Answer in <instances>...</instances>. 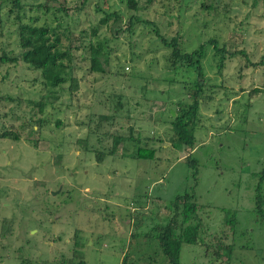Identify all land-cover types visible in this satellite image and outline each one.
Returning a JSON list of instances; mask_svg holds the SVG:
<instances>
[{
  "label": "rangeland",
  "instance_id": "374dc122",
  "mask_svg": "<svg viewBox=\"0 0 264 264\" xmlns=\"http://www.w3.org/2000/svg\"><path fill=\"white\" fill-rule=\"evenodd\" d=\"M18 1L22 20L70 27L77 89L69 95L65 82L32 110L25 101L52 88L20 59L0 62V133L18 135L0 137V264H166L155 228L184 192L194 194L202 232L180 244L181 264H264V0H136L135 10L125 0ZM12 6L0 0L8 57L20 51ZM160 36L185 51L202 44L191 146H171L169 114L188 102L195 72L170 68ZM208 40L234 51L219 71ZM98 43L90 70L88 47ZM132 128L135 139L107 153L111 136ZM139 147L153 156H137Z\"/></svg>",
  "mask_w": 264,
  "mask_h": 264
},
{
  "label": "trees",
  "instance_id": "16d2710c",
  "mask_svg": "<svg viewBox=\"0 0 264 264\" xmlns=\"http://www.w3.org/2000/svg\"><path fill=\"white\" fill-rule=\"evenodd\" d=\"M125 1L128 8L132 10L136 9V0ZM12 4L13 10L10 9V11L13 12V17L9 20L15 26L16 42L20 51L16 56L11 57L2 53L0 55V62H17L20 59L28 68L38 70L39 75L42 78V82H44L45 86L51 87L52 90H49L44 96L41 95L38 100L29 99L25 102H27L29 106L31 104V107H33L32 110L37 107L38 111L41 112L45 109L47 102L51 104L53 100H56V92L53 88L59 87L64 89L63 84L68 82L66 88L71 96L74 90L77 89V81L72 75V68L74 66L72 50L74 48L71 29L66 24H61L59 20H57L55 24H49V22H46L45 20L38 23L37 17L32 15H27L26 18L22 20V17L24 16V12L21 11L23 8L22 5L18 0H12ZM44 9L48 11L47 7H44ZM160 41L163 46L170 48L169 64L171 69L174 70L178 67H188L192 68L195 72V79L192 84L190 83L189 87L191 92H188L186 95L189 99L188 102H175L177 105V110L174 111L175 115L171 116L169 114L170 129L173 134V137L171 138V146H191L194 141V125L198 119V107L201 102L202 90H204L202 87L204 83L200 81L204 77L201 65V60L204 56L202 44H199L197 48L190 51H185L179 47L176 37L166 39L160 36ZM207 42L212 44V48L214 50L213 56H216L215 66L219 71L224 66L223 61L225 54H232L234 51L228 52L224 45L217 46L215 40H208ZM101 50L102 47L100 43L93 47L91 45L88 47L90 55V70L96 69V56L100 54ZM7 99L14 100L12 97H7ZM14 101H16V104L20 102L18 97ZM28 111L30 113L29 118L33 119L35 114L31 113L29 109ZM109 117L101 115L99 120L105 121L109 119ZM45 121V118L39 122L37 119L33 124L42 125ZM58 123L59 121H56V125ZM129 130L131 135L129 134L127 137L122 135L111 136L112 145L111 149L108 150L107 153L111 154L114 152L115 145L120 141L135 139L133 136V128ZM0 137H10L11 139H16L18 135L9 131H2L0 133ZM83 141L85 142V139H83ZM103 153L97 152L95 155L96 159H100ZM136 155L149 158L153 156V150L147 148L141 149L139 147ZM184 159L187 161V164L191 166V176L193 181H195L196 161L192 159L189 154L184 156ZM253 199L255 212L259 213L261 211L262 203L261 195L257 187L255 189ZM167 207H170L172 214L169 216L166 223L159 227L156 226L155 230H157V242L160 251L166 260V264H181L179 262L180 244H195L201 241V221L197 215V203L195 202L193 193L184 192L177 195L172 201H170ZM232 221L233 219L229 218L227 222ZM76 244L77 246L79 245L78 243ZM76 264L85 263L79 260Z\"/></svg>",
  "mask_w": 264,
  "mask_h": 264
},
{
  "label": "water",
  "instance_id": "95a60500",
  "mask_svg": "<svg viewBox=\"0 0 264 264\" xmlns=\"http://www.w3.org/2000/svg\"><path fill=\"white\" fill-rule=\"evenodd\" d=\"M172 113V112H171Z\"/></svg>",
  "mask_w": 264,
  "mask_h": 264
}]
</instances>
